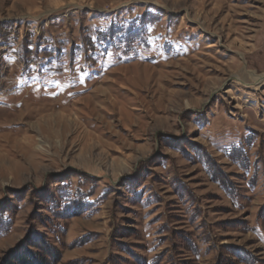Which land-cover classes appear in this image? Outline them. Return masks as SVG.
Segmentation results:
<instances>
[{
	"label": "rangeland",
	"instance_id": "rangeland-1",
	"mask_svg": "<svg viewBox=\"0 0 264 264\" xmlns=\"http://www.w3.org/2000/svg\"><path fill=\"white\" fill-rule=\"evenodd\" d=\"M0 230V264H264V0H0Z\"/></svg>",
	"mask_w": 264,
	"mask_h": 264
},
{
	"label": "trees",
	"instance_id": "trees-1",
	"mask_svg": "<svg viewBox=\"0 0 264 264\" xmlns=\"http://www.w3.org/2000/svg\"><path fill=\"white\" fill-rule=\"evenodd\" d=\"M30 246L36 247L39 250H28L27 254L21 251L17 256L11 255L12 260H9L8 264H52L48 258V253L42 252V245L31 244Z\"/></svg>",
	"mask_w": 264,
	"mask_h": 264
},
{
	"label": "bare ground",
	"instance_id": "bare-ground-1",
	"mask_svg": "<svg viewBox=\"0 0 264 264\" xmlns=\"http://www.w3.org/2000/svg\"><path fill=\"white\" fill-rule=\"evenodd\" d=\"M253 81H256V77L254 76V80Z\"/></svg>",
	"mask_w": 264,
	"mask_h": 264
}]
</instances>
